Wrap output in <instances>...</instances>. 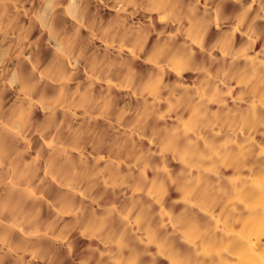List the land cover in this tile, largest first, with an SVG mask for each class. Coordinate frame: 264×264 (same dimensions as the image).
<instances>
[{
    "label": "clouds",
    "instance_id": "clouds-1",
    "mask_svg": "<svg viewBox=\"0 0 264 264\" xmlns=\"http://www.w3.org/2000/svg\"><path fill=\"white\" fill-rule=\"evenodd\" d=\"M0 264H264V0H0Z\"/></svg>",
    "mask_w": 264,
    "mask_h": 264
}]
</instances>
